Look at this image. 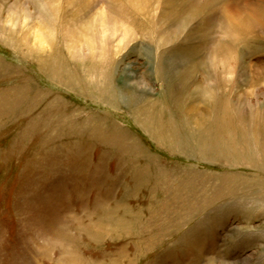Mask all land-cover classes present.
Returning a JSON list of instances; mask_svg holds the SVG:
<instances>
[{"label": "rangeland", "instance_id": "1", "mask_svg": "<svg viewBox=\"0 0 264 264\" xmlns=\"http://www.w3.org/2000/svg\"><path fill=\"white\" fill-rule=\"evenodd\" d=\"M0 264H264V0H0Z\"/></svg>", "mask_w": 264, "mask_h": 264}]
</instances>
